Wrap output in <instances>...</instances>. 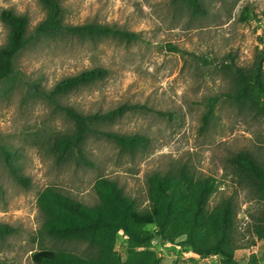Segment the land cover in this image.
Returning <instances> with one entry per match:
<instances>
[{"label":"rangeland","instance_id":"obj_1","mask_svg":"<svg viewBox=\"0 0 264 264\" xmlns=\"http://www.w3.org/2000/svg\"><path fill=\"white\" fill-rule=\"evenodd\" d=\"M206 12L194 13L182 0H61L66 24H110L136 32L139 39L126 42L109 37L96 41L55 35L31 44L16 60V80L0 83V143L11 154L16 179L0 155V224L15 232L0 236V264H36L33 255L58 250L87 255L81 242L41 238L42 214L38 197L48 186H57L87 205L97 202L96 180H116L134 199L137 209L149 207L148 175L185 168L197 177L211 176L217 188L213 208L232 197L236 204L234 253L238 264H264V241L253 244L251 223L264 204L252 191L237 183L227 157L241 149L264 156V117L254 118L227 101L232 76L223 67L227 55L248 65L264 29V0H201ZM252 11L243 21L242 11ZM9 8L30 20V30L45 19L39 0H0V15ZM8 29L0 18V47ZM104 67L108 76L60 99L83 113L105 112L124 103L146 109L131 112L105 129L142 134L146 148L134 152L115 142L89 136L83 144L93 165L77 158L59 160L52 146L60 135L71 133L73 123L50 102L33 92V85L50 89L61 79L83 70ZM220 98L207 129L203 116L207 100ZM147 229L153 230L150 225ZM153 249L161 264H228L218 255L200 256L159 238ZM116 250L123 260L128 243L120 232Z\"/></svg>","mask_w":264,"mask_h":264},{"label":"trees","instance_id":"obj_2","mask_svg":"<svg viewBox=\"0 0 264 264\" xmlns=\"http://www.w3.org/2000/svg\"><path fill=\"white\" fill-rule=\"evenodd\" d=\"M39 1L46 10V17L33 30H30V20L26 15L9 8L1 12L0 18L8 29V36L6 43L0 47V83L15 82L18 54L42 39L55 35L94 41L109 37L126 42L139 39L138 33L110 24H66L61 0ZM182 1L194 13L206 12L201 0ZM251 17L252 11L247 7L243 9V21ZM260 44L248 65H239L232 53L227 55L223 64L232 76L227 101L240 110L248 111L254 118L264 117V29ZM108 73V69L99 66L65 77L50 89L33 85L34 94L63 112L74 125L71 133H64L54 141L52 151L57 159L77 158L93 165L83 150L84 142L91 135L107 138L130 152L148 146L149 140L142 134L119 133L103 127L131 112L146 109L145 106L124 103L105 112L83 113L60 101L78 89L106 79ZM219 100L217 96L208 98L207 111L203 116L204 129L214 118ZM0 155L16 179L29 182L27 177L16 172L11 154L1 143ZM227 166L233 168L237 183L249 188L264 204V156L247 148L241 149L228 155ZM216 188L214 177H197L185 168L166 173L152 172L148 175L149 207L142 211L137 209L134 199L116 180L107 177L96 180L94 189L98 199L93 205L82 203L57 186H48L38 197L42 214L38 236L60 242L85 243L90 252L83 255L58 250L47 255L34 254L32 258L36 264H161V257L153 249L154 240L159 238L180 246L182 251L200 256L218 255L228 264H238L234 258L239 247L236 204L232 197H228L210 208V199ZM150 225L154 226L153 230L147 229ZM250 226L253 244L264 241V208L263 212L254 216ZM14 232L12 226L0 224V236ZM120 232L127 238L129 252L126 260L116 250ZM252 258L253 264H258L256 256Z\"/></svg>","mask_w":264,"mask_h":264}]
</instances>
